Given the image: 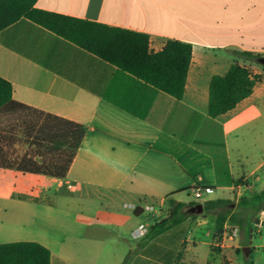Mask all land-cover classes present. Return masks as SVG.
Wrapping results in <instances>:
<instances>
[{"label":"crops","instance_id":"0c3cea01","mask_svg":"<svg viewBox=\"0 0 264 264\" xmlns=\"http://www.w3.org/2000/svg\"><path fill=\"white\" fill-rule=\"evenodd\" d=\"M36 8L147 34L153 52L169 41L188 43L192 60L178 100L29 20L1 31L0 77L12 84L13 99L27 108L0 113V244L37 242L51 252V264H71L66 236L51 237L42 226L50 219L43 209L60 199L64 205L66 199L74 201L80 209L74 222L87 223L100 237L126 234L139 241L132 234L140 226L149 229L178 204L186 213L197 205L195 188L213 191L207 202H229L210 211L217 216L244 212V200L264 191V183L258 186L261 178L254 177L264 160L259 163L252 149L258 127H264V65L259 62L264 0H38ZM234 64L259 80L251 96L213 118L208 113L211 80ZM44 119L49 126H64L61 119L85 129L67 170L70 141L42 132ZM64 173L63 178L50 176ZM36 178L44 183L40 188L31 185ZM96 203L100 215H88ZM157 203L160 211L146 210ZM122 210L136 217L147 214L150 221ZM260 213L252 217L259 241ZM189 215L137 251L129 245L134 252L129 264H183L187 244H200L189 237L197 216ZM80 227L65 229L76 233ZM239 229L227 220L222 239L215 241V226L208 244L212 252L215 246L222 249L213 252L221 261H210L233 264L230 250L246 247ZM238 238V245L227 244ZM250 256L252 264H264V243L251 245Z\"/></svg>","mask_w":264,"mask_h":264},{"label":"trees","instance_id":"16d2710c","mask_svg":"<svg viewBox=\"0 0 264 264\" xmlns=\"http://www.w3.org/2000/svg\"><path fill=\"white\" fill-rule=\"evenodd\" d=\"M37 1L0 0V32L22 19L29 20L157 90L178 100L183 98L192 60L191 44L169 41L161 51L153 52L150 50V37L147 34L40 10L36 8ZM258 80L259 77L253 76L249 70L238 64L232 65L224 76H215L210 83L209 115L217 118L235 109L239 103L252 95ZM26 108L13 99L12 84L0 77V113L14 115ZM59 121L64 126H49L44 119L41 131L51 132L70 141L68 157L65 159L67 170L84 137L85 129L73 122L61 119ZM50 176L63 178L65 173ZM244 201L247 202L244 208L251 212L252 216L245 218L238 214L230 216L229 212L220 213L216 221L215 241L222 239L225 223L230 220L233 225L244 229L246 237L243 245H249L252 225L247 220H252L253 216L263 211L264 191ZM228 203L206 202L205 212L223 208ZM188 217L190 215L184 212L183 205L174 206L166 218L149 227L140 247L177 227ZM213 252H216L215 248ZM130 261L131 257H128L125 264ZM0 264H51V252L37 242L0 244ZM208 264L215 263L210 261Z\"/></svg>","mask_w":264,"mask_h":264},{"label":"rangeland","instance_id":"374dc122","mask_svg":"<svg viewBox=\"0 0 264 264\" xmlns=\"http://www.w3.org/2000/svg\"><path fill=\"white\" fill-rule=\"evenodd\" d=\"M257 139V146L252 145V149L254 150L256 148V154H257V161L259 163L263 162L264 160V127L259 128L258 127V134L256 136ZM263 149V150H262ZM254 177H260L261 182L258 183V186L261 187L264 183V165L261 170H259ZM252 178V180L254 179ZM37 182H32L31 185L35 186L34 188L41 187L44 185L41 178H36ZM46 184V183H45ZM12 193H17V190H14L13 188L10 189ZM25 193V192H23ZM26 193H31L30 191H27ZM34 193H36V190H34ZM195 195V191L193 192ZM221 194V192H219ZM207 192H203V198L202 199H193L196 201V204H204L207 202ZM196 198V197H195ZM192 199V198H191ZM61 201L64 199H60ZM59 202L58 205H55L53 208L48 209L47 207L43 210L47 212V216H50L49 221H44L42 223L43 229L47 231V234L51 237H54L56 239H63L64 236H66L65 240L67 242V245L71 248L72 253L69 255L71 257V264H125V261L128 257H132L134 252H131L129 250V245L133 247V250L137 251L140 244L141 239L139 241L132 240L128 235H124L123 238L118 239L115 236H108V238H102L99 236V233L92 232V229L89 228V225L87 223H82V225H79L75 223V218L79 216V206L77 204L69 199H66V202L69 204L64 205L63 202ZM154 210L160 211V206L157 204H154L153 207ZM229 209V208H228ZM91 212H87V214L91 215H100L101 210L97 206L92 207ZM238 215L247 218L249 215L252 216L251 212H248V210L240 209L238 211ZM243 212V213H240ZM122 213L125 216H132L133 218H139L140 222H149L150 218L147 214L141 215L140 217L134 216L133 212L131 210H122ZM259 215V213L257 214ZM204 216L197 215L195 218L196 222L193 225V232L189 234L190 239L198 238L200 244L193 245V244H187L185 248V258L183 264H206L208 261L214 258L216 263H219L221 261V257L217 254H214L212 252V247L208 243H211L213 240V231L216 226V217L217 215L212 212H205ZM260 227L262 229V240L259 241L256 237V234L253 233V239L252 244L253 246H256L258 243H264V206L262 214L260 213ZM67 220L65 224H63L62 220ZM252 219V218H251ZM200 222H205V225L199 224ZM247 222L251 223L252 229H258V224H255L252 220H247ZM68 226L74 227V226H81L80 230L76 233L74 232H68L67 228ZM240 228V227H239ZM211 231L212 234L209 236H206L208 231ZM244 231V229L240 228L239 231ZM230 231V229H228ZM240 231V233H241ZM245 234V232H244ZM199 235V237H198ZM246 237V234H245ZM244 237V240H245ZM109 242L105 244L104 242ZM241 239H235V240H228L227 244H230L232 246H236L240 243ZM244 243V242H243ZM215 253H221L222 249L215 246ZM187 252V253H186ZM232 258L234 259L233 264H248L249 262L252 263L253 256L246 257V255L243 252V249H240L239 253H235V251L232 249L230 250ZM194 262V263H193Z\"/></svg>","mask_w":264,"mask_h":264},{"label":"built area","instance_id":"2783aa9c","mask_svg":"<svg viewBox=\"0 0 264 264\" xmlns=\"http://www.w3.org/2000/svg\"><path fill=\"white\" fill-rule=\"evenodd\" d=\"M195 197L196 199H202L203 198V192H207L208 194L212 193L213 191L211 189H202V188H195ZM146 210L153 211L152 207H147ZM148 233V227L147 226H140L137 230H135L132 234L133 239L139 240L146 236ZM234 236L238 235V230H234L233 233Z\"/></svg>","mask_w":264,"mask_h":264},{"label":"water","instance_id":"95a60500","mask_svg":"<svg viewBox=\"0 0 264 264\" xmlns=\"http://www.w3.org/2000/svg\"><path fill=\"white\" fill-rule=\"evenodd\" d=\"M259 62L264 65V57L261 58L259 60ZM205 211V208H204V205L203 204H197L193 207H191L189 210H188V213L191 214V215H202ZM253 232L254 230L251 229L250 230V236H249V245L246 246L244 249H243V252L244 254L246 255V257H249L250 256V252H251V244H252V239H253Z\"/></svg>","mask_w":264,"mask_h":264}]
</instances>
